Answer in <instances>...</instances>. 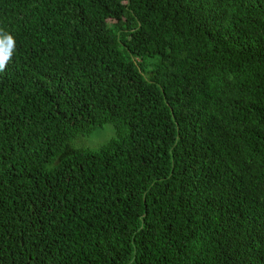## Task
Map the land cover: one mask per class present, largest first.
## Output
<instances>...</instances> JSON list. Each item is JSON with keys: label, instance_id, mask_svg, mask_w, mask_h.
Listing matches in <instances>:
<instances>
[{"label": "trees", "instance_id": "obj_1", "mask_svg": "<svg viewBox=\"0 0 264 264\" xmlns=\"http://www.w3.org/2000/svg\"><path fill=\"white\" fill-rule=\"evenodd\" d=\"M0 31V264H264V0H0Z\"/></svg>", "mask_w": 264, "mask_h": 264}, {"label": "rangeland", "instance_id": "obj_2", "mask_svg": "<svg viewBox=\"0 0 264 264\" xmlns=\"http://www.w3.org/2000/svg\"><path fill=\"white\" fill-rule=\"evenodd\" d=\"M114 136V129L110 124L96 129L90 136L82 137L73 142L76 147H84L91 150H96L104 145Z\"/></svg>", "mask_w": 264, "mask_h": 264}, {"label": "clouds", "instance_id": "obj_3", "mask_svg": "<svg viewBox=\"0 0 264 264\" xmlns=\"http://www.w3.org/2000/svg\"><path fill=\"white\" fill-rule=\"evenodd\" d=\"M14 41L7 33L0 31V71L10 62L13 54Z\"/></svg>", "mask_w": 264, "mask_h": 264}]
</instances>
